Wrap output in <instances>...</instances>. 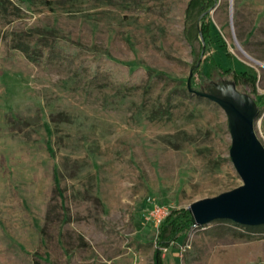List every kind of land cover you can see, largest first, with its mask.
Returning a JSON list of instances; mask_svg holds the SVG:
<instances>
[{
	"label": "rangeland",
	"instance_id": "rangeland-1",
	"mask_svg": "<svg viewBox=\"0 0 264 264\" xmlns=\"http://www.w3.org/2000/svg\"><path fill=\"white\" fill-rule=\"evenodd\" d=\"M0 1V48L21 39L50 52L0 60V264H155L154 205L189 208L244 184L226 111L188 79L205 49L257 83L213 66L194 71L195 89L228 79L264 95V0H216L197 21L202 33L208 14L217 31L208 50L186 35L192 0ZM60 40L77 51L53 49ZM104 58L144 72L114 86L92 64ZM173 246L164 264H264V231L231 222Z\"/></svg>",
	"mask_w": 264,
	"mask_h": 264
},
{
	"label": "water",
	"instance_id": "water-1",
	"mask_svg": "<svg viewBox=\"0 0 264 264\" xmlns=\"http://www.w3.org/2000/svg\"><path fill=\"white\" fill-rule=\"evenodd\" d=\"M204 14L201 15L199 22ZM203 51L200 60L191 70L188 79L189 90L218 103L226 111L232 135L230 154L244 184L217 196L192 203L189 207L192 221L197 227H206L217 220H230L243 226H262L264 144L256 132L260 108L255 98L238 90L234 80L213 82L205 88L195 89L192 78L195 69L202 63Z\"/></svg>",
	"mask_w": 264,
	"mask_h": 264
},
{
	"label": "trees",
	"instance_id": "trees-1",
	"mask_svg": "<svg viewBox=\"0 0 264 264\" xmlns=\"http://www.w3.org/2000/svg\"><path fill=\"white\" fill-rule=\"evenodd\" d=\"M216 0H192L190 3V6L188 9H186V15L191 17L190 26L187 27L186 35L188 39L191 41V43L194 44L197 42L201 45V48H203V43L205 42L207 44L206 48L208 50V45L211 44V41H214V37L217 34V31L213 30L212 23L206 21L204 18L208 17L207 15L203 18L202 21V33L198 28V18L199 16L212 8L215 4ZM0 1V14H4L6 11V7L3 3ZM0 40H1V32H0ZM205 40V41H203ZM11 49L14 48L15 53L5 52L3 49L0 48V60L4 59L6 61H14L15 58L18 56H24L27 55L28 58L33 59L35 61H40V55L43 57L46 54H49L50 52L46 51L45 49L39 50L36 47H33L32 45L23 42L21 39H13V41L10 42ZM223 46V45H222ZM53 49L56 50H62L64 53H68L71 50H76L77 47L70 42H65L63 40L57 41V43L53 44ZM206 53V52H205ZM227 56H230L228 53ZM211 61L208 60V58H205L201 65H199V68L195 69V72L200 73V77H207L211 74L213 66H218L224 73H232L233 79L239 82L249 83L253 86L257 83V76L251 74L247 70H238L233 67H225L222 66L216 59L215 55H212L209 57ZM86 63V62H85ZM89 63V62H88ZM92 64L102 66L104 65V69L108 71L111 74V81L114 82V86H117L122 78L125 76H128L129 78V84L135 85L137 83L136 77L139 78V75L137 76V73L139 70H143V68L138 69L133 72V74L130 75V70L127 66H124L123 64L119 62H115L110 60L109 58L100 59L96 62H92ZM123 65V66H122ZM113 69V70H112ZM256 101L258 103L257 106L263 107L264 106V95H260L256 98ZM169 111L166 114L169 115ZM192 213L189 208H172L170 214L159 224L158 227V235L156 239V248L154 250V262L155 264H164V251L170 250L173 245L176 244L179 239L186 233H188L190 230L195 228V224L192 221ZM217 222H231L235 223L230 220H217ZM237 224V223H235ZM240 225V224H237ZM242 227L247 228V230L250 233L254 232H261L264 231V225L262 226H243ZM201 228V227H199ZM36 264H41L40 261H37Z\"/></svg>",
	"mask_w": 264,
	"mask_h": 264
},
{
	"label": "built area",
	"instance_id": "built-area-1",
	"mask_svg": "<svg viewBox=\"0 0 264 264\" xmlns=\"http://www.w3.org/2000/svg\"><path fill=\"white\" fill-rule=\"evenodd\" d=\"M171 209L166 206L154 205L150 211V216L155 218L160 223L170 214ZM195 228H199L195 226ZM206 228V227H201Z\"/></svg>",
	"mask_w": 264,
	"mask_h": 264
}]
</instances>
